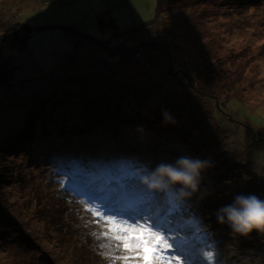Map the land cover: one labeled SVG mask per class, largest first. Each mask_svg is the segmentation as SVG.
I'll return each mask as SVG.
<instances>
[{"label": "rangeland", "instance_id": "rangeland-1", "mask_svg": "<svg viewBox=\"0 0 264 264\" xmlns=\"http://www.w3.org/2000/svg\"><path fill=\"white\" fill-rule=\"evenodd\" d=\"M171 1L0 0L2 37L0 73L6 72L9 79L7 82L15 84L13 92H18L20 89L16 85L26 83L27 79L36 81L37 85L45 78L63 75L69 70L67 63L71 56L81 63L85 60L91 64L106 60L119 62L121 59L132 62L135 58H142L151 47L158 55L168 54L165 43L171 42L175 55L184 53L185 56L192 58L197 73L195 84L204 88V91L209 89L211 94L202 95L201 104H198L194 114L190 107L183 110L188 116L184 117V112L183 114L179 112L176 120L179 124L177 130L184 139L180 140L169 134L162 142L166 145L167 152L157 146L156 155L150 157L152 168L160 162H173L181 155L192 156L191 151L201 159L214 156V150L204 149L205 143H210L212 148L215 147L210 139H203V136L208 135L231 142L237 141V149L233 153L237 159L240 158L239 153L243 156L242 167L233 157L231 158L233 153L230 151L235 150L227 143L224 144L222 141L220 143L223 153L234 164L231 163L232 168L236 167L239 171V178H231L232 181L238 179L239 183H244V173L253 171L257 162L261 163L256 174H264V95L260 96L259 93H264V0H187L184 3L192 5L203 2L205 10L219 16L215 24L205 19V16L202 22L194 15H189L188 20L182 21L184 16L179 8L173 7L169 13L166 12L165 8ZM168 19L181 22L179 24L173 22L170 36L167 31ZM241 21H244L243 29L237 27ZM18 26L26 27L28 33H23L22 28ZM12 28L13 31H10ZM182 28L186 30L184 34L177 32V29ZM62 29L71 30L68 35L72 38L76 36L74 32L88 35L90 38L84 41L79 39L81 46L86 43V47L82 51L75 50L76 45L72 41L60 36ZM167 37L171 40L168 41ZM203 37L207 38L202 39ZM149 57L148 61L152 63L147 69L138 66L135 74L142 77L140 80L144 82L141 83L153 86L161 79L164 80V75L162 67L155 64L158 56ZM166 60L168 64L171 63L169 57ZM174 69L175 76L170 75L167 78L172 84H166L170 90L184 87L180 79L184 81L187 79V73L183 77L178 76L182 69L177 65H174ZM184 69L190 70V64L188 63ZM92 71L93 69L90 73ZM68 72L71 78H67V82L72 79L75 84L83 85L85 81L90 83L94 76L98 79L95 84L100 83L101 86L102 80L107 79L103 78L107 77L104 74H92L93 76L89 78L83 73L77 74L78 71L74 69ZM2 85L0 84V102H4L0 103V151L7 147L5 151L8 152L0 155V206L3 205L0 211V264H33V261L35 264L40 259L46 264H143L141 250L133 248L126 251L122 242L114 239V234L109 231L105 220L108 213H103L97 206L99 204H88L78 195H72L68 191L66 187L68 185L63 180L57 163L64 162L67 169L72 163L71 158L79 165L83 160L96 162L101 157L109 156L117 163L120 159L134 158L140 165L143 164V158L141 155L136 157V153L140 152L139 149H146L147 143L130 142L124 144L125 147L109 152L112 143H105L102 140L105 139L103 135L102 139L93 137L92 140L84 138L77 140L73 136L76 141H70L71 145L67 148L69 153L60 151L61 154L57 155L56 160L48 161L45 151L34 153L36 147L44 142H64L66 136L62 135L60 138L54 136L64 132V129L67 133L71 128L82 133L83 122H79V119L85 116L84 107L71 105V102L68 103L66 100L62 106L55 105L52 109L47 107L40 113L42 121L34 125V129L39 132L32 130L31 135L21 138L19 131L28 122L29 111L33 107L41 108L46 98L42 97L34 104L27 100L25 106H13L4 118L6 108L10 104L21 103V100L14 98L12 91L4 93ZM103 88L105 89V86ZM223 94H227L228 97ZM86 95L93 101L92 92ZM182 95L188 97L186 94ZM208 102L218 105L217 110L209 112L210 106L206 104ZM48 103L46 102L45 106ZM26 106H29V110L25 109ZM146 108L157 109L151 103L142 104L137 109H144L142 111L144 113L136 117L137 125L142 123L138 117L151 120V116L145 118L146 115H152ZM216 119L218 125L215 127L213 123H216ZM66 124H69V127ZM186 125L196 129V132L192 134L189 129L184 128ZM143 126L145 129L149 127L147 124ZM132 127L125 126L122 130L119 129L123 135H118L119 139L132 133L139 134ZM43 138L46 140L40 141ZM173 138L180 142L169 140ZM23 139H26L22 144L26 145V149L11 153L9 151L11 146L17 145L19 140ZM169 142L171 144H168ZM156 143L161 144V141L156 140ZM223 163L230 164L226 158L223 159ZM221 168L223 172L212 171L213 176L209 173L204 174L202 192L204 188H211L213 196L228 204L236 195L229 187L224 192L218 188V176L226 173L225 165L222 164ZM84 174L92 180H116L108 166L86 168ZM81 181L85 182L87 191L92 194L115 187V184L97 183L81 177L76 183L81 190H85ZM255 183L256 186H264L261 180H255ZM259 197L264 199V196ZM114 202L120 210L128 208L126 210L128 211L130 208L132 209L130 213L134 211L131 205L121 203L119 199H114ZM209 202L208 205H212L211 201ZM189 203L186 207L185 203L180 205L174 203L178 206L175 208L177 212L168 213L169 216L173 213L170 222L179 220L181 226L189 219L197 222L198 227L192 234L199 232L205 237L206 245L202 251L213 253L210 264H264V233L254 231L250 234V238L254 237V240L247 239L248 243L247 237L233 233L235 243L244 249L242 255L238 254L234 243L221 235L223 230L212 228L206 214L197 213L191 201ZM165 204L167 205V201ZM98 212L101 214H96ZM176 213L180 215L177 216ZM185 213L187 215H184ZM225 226L229 229L227 225ZM179 235L184 233L181 232ZM43 254L47 256L44 258ZM125 257L130 259L125 261ZM154 264L159 262L156 261ZM194 264L206 262L201 258Z\"/></svg>", "mask_w": 264, "mask_h": 264}, {"label": "trees", "instance_id": "trees-1", "mask_svg": "<svg viewBox=\"0 0 264 264\" xmlns=\"http://www.w3.org/2000/svg\"><path fill=\"white\" fill-rule=\"evenodd\" d=\"M186 1L187 0H172L170 4L165 8L166 12L169 13L171 10L174 9L173 7L179 8L182 15L184 16L182 20L184 22L185 20H188L189 15H194L195 17H197L199 19V22L202 20L203 16H205V19L211 20L213 24H215V22H217L216 20L219 19V16L216 13H211L204 9L203 2L201 4L194 3L192 5H187V4H184ZM169 15L171 16V14ZM173 22L176 24L181 23V22L178 23V21L176 20L168 19V22H167V25H168L167 31H169L168 36L171 35L170 31L173 28ZM243 22L244 21H241V23H238L237 27L243 29L242 27L244 25L242 24ZM246 24L249 25V23H246ZM18 27L22 28L23 31L22 30L21 31L23 33H28L27 32L28 29L26 27L25 28H23V26H18ZM9 30L13 31V28ZM68 32H71V30L62 29L60 36L72 41L76 45L75 50L82 51L86 47L87 44L85 43L81 46L82 43L80 44L79 39L84 41V39L86 40L87 38H90V37L82 32H74L76 36L72 38L71 36L68 35ZM177 32L184 34L186 30L185 29L183 30V28L177 29ZM205 38L207 37H203L202 39H205ZM167 40L169 41L171 39H168L167 37ZM155 45L159 46L161 44H155ZM165 46L168 47L166 49L168 54L165 53V55L163 54L158 55L156 54L157 51L151 47L142 58H138V59L135 58V60L132 62H128V61L125 62L126 60L121 59L119 62H112V61L106 60L102 63L94 62L93 64H91V63L86 62L85 60L84 62L81 63L80 60H77L76 58H73L72 56L69 58L67 67L69 68V70L74 69L75 71H78L76 72L77 74L83 73L85 74L84 76H87L89 78L93 76L92 74L94 75L104 74L105 76H107V77H103L107 79L102 80L103 85L101 86H99L100 83L95 84L98 79L94 78V76L92 78L93 80H91L90 83H86L85 81V84L83 85L82 83L75 84L72 81V79H70V81L67 82V78H71L70 76L71 74H69L68 72L69 70H68L63 75L52 77V78H45L42 82H40L37 85H35L36 81L34 80L31 81V79H27L26 83H21L20 86L16 85V87H19L20 91L13 92L15 89V84L7 82L9 79L6 76V72L5 73L1 72L0 73V84H3L2 91L4 93L6 92L11 93L12 91V96L14 98L21 100V103L16 102L15 104H10V106L6 108V111L4 113V118L7 117L9 110L12 109L13 106L15 107L25 106V104H27V100L30 102V104H34L35 102L40 101L42 97L46 98L41 108L33 107L31 111H29L30 118L28 122H26L23 125V128L20 129L19 131L21 138H24L28 134L31 135V133L33 132L32 130L39 132L38 130L34 129V125L38 124L37 122L42 121V118H41L42 114H40L42 113V111H44L47 107L49 109H52L55 105L62 106L64 100H66L68 103L71 102V105L84 107L85 116L83 117V119H79V122H83L81 123L82 133L75 132L73 128L69 130L67 129L68 131H70L68 133L66 132V129H64V132H61L60 130L61 134L58 133V134H55L54 136L59 137V138L62 135L66 136V140L64 142H61V143H54L52 141L44 142L46 140L45 138L40 139V141L44 142V144H42L39 147H36V151L34 153L45 151L48 161H50L51 159L56 160L57 155L59 153L61 154L60 151H63L64 153H69V151H67V148L71 145L70 141H76L74 140V137L77 140L81 138L92 140L93 137L101 138V136L103 135L105 136V139L104 138L103 139L101 138V139L105 141V143H108V142L112 143L109 152H112L113 149L116 150V149H120L121 147H125L124 144L127 145L130 142L133 143V142L145 141V143H147L148 145L147 148L139 149L140 152L136 153V157L141 155L143 158L142 159L143 164H140L142 171L148 168H152L153 163L150 157L156 155V152L158 149L157 146H160L163 151L167 152V149L165 147L166 145H164L162 142H164L165 139L169 137L168 136L169 134H173L175 138H179L180 140L184 139V136L182 134H179L180 131L177 130L179 126L178 121L175 126H173L172 124L165 125L163 123L162 110H165V109L168 110L170 114L177 120L178 114H180L179 112H182L181 114H183L184 112L183 110L186 109L187 107L192 108L191 112L194 114V112L197 111V107L199 106L198 104L199 103L201 104V98H203L202 95L211 94V91H209V89L204 91V88H202L198 84L197 85L195 84L197 73H196L195 65L192 64L193 63L192 58L189 56H185L184 53H183L184 55L179 54V53L175 55L173 51L170 50L171 42H166ZM154 54L158 56L155 64H157V66L160 68L162 67V70H163L162 74L164 75V80L161 79V81L156 82L155 85L148 86L147 83L146 84L141 83V82H144L140 80L142 77H139V76L137 77V74H135V72L138 66L140 67L142 66L145 69H147L148 65L152 63L148 61V58H150L149 56H152V55L153 57H155L156 55ZM168 57L170 58V61H171V63L169 64L167 63V60H166V58ZM164 60H165V63H164ZM188 63L191 66V69H190L191 71L184 69L188 65ZM174 65H177L179 69H182L178 72V76L183 77V75L187 73L186 75L187 79L185 81L180 79L184 83L183 84L184 87H181L178 90L177 89L170 90V89H167V86H166V84L172 85L171 83L168 82L167 78H169L170 75L172 77L175 76L176 70L174 69ZM92 69L93 71L90 73ZM198 70L201 71V68L198 67ZM239 83L240 81L238 82V84ZM122 84L126 85L127 90L131 89L133 92H137L140 90L141 93L140 94L132 93L131 95L122 93L119 91V87L121 88ZM103 86H105V89L103 88ZM91 92H92L93 101L89 100V98L86 95ZM61 94L64 95V98L63 96H61ZM182 94H186L188 95V97L186 98ZM223 95L228 97L227 94H223ZM66 96L68 97V99H66ZM190 96H193V97H190ZM197 96L199 98H197ZM47 98L49 101L47 100ZM192 98H194L195 101ZM3 102L4 101L0 103L3 104ZM46 102H49L47 106H45ZM144 103H151L153 106H155V108L157 107V109H147L146 108V110H149L152 114V115L150 114L146 115L145 117L147 118V116H151L150 121L149 119H142L138 117V120L142 122V123H139V125H144V124L149 125V127L146 128V134H145L144 139L141 140L139 138L140 134H134V133H132V135L130 136H126V137H123L122 139L121 138L119 139L118 135L121 134L120 130L125 128V126H133L132 128H135V129L137 128L138 125H137L136 117L144 113L142 112L144 109H137V108H139ZM180 103L182 106H180ZM206 104L210 106L209 112L213 109L217 110L218 108V105L214 103L208 102ZM28 107L29 106H26L25 109L29 110ZM45 114L47 113L45 112ZM183 116L184 117L188 116V113L184 112ZM66 125H68L69 127V124H66ZM213 125L215 127L218 125L217 119H216V123L215 124L213 123ZM184 128L189 129L192 134L196 132V129L191 128L187 125L184 126ZM83 136H86V137H83ZM121 136L123 135L121 134ZM175 138L169 139V140L170 141L174 140V142H180V141H175ZM205 138L210 139V141H212V144L215 145V147L212 148L210 143L209 144L205 143L206 147H204V149L210 148L214 150L215 152L214 156H208L214 159L215 167L212 169H209L206 173H209L211 175L212 171L220 170L223 172L221 165L222 164L225 165L226 173L218 176V179H219L217 182L218 188H220L222 192H224L229 187L232 193L234 192L235 195H238L241 193L245 195L249 193H253L257 196L263 197L264 196V186L255 185L256 184L255 180H261L262 183H264V174L262 175L256 174V172L258 171V168L260 167L261 162H257L255 164V168L253 169V171L250 170L244 173V183H239L237 181L238 179L234 182L231 180V178L233 179L236 177L239 178V175H238L239 171L236 169V167L232 168L233 163L229 161L226 154L223 153L224 151H222V148L220 147V143L222 141L224 144L227 143L229 146H231L235 151L232 150V152L230 151V153H233V152H236V149H237L236 142L237 141L231 142L223 138L218 139V137H214V136L210 137L208 135L203 136V139ZM13 139L14 138H10V140H13ZM113 139H116L118 141L115 142L113 141ZM203 139H202V144L204 143ZM25 140L26 139H23V141L19 140L17 145L13 144L9 151L13 153V151L18 152L21 150H25L26 145L25 146L22 145ZM156 140L161 141V144H157ZM206 141L207 140H205V142ZM255 141L258 142L260 140H255ZM148 142L150 144H148ZM168 144H171V143L169 142ZM6 149L7 147H4L3 150L0 151V155L7 154L8 151H5ZM218 149H220L221 151H219ZM200 150H201V147H200ZM190 153L192 154L193 157H199L193 151H191ZM238 156L240 157L239 159H237L235 157V153H233V156H231V158L233 157V159H235L236 162L242 167L241 159L243 158V156L241 155V153H239ZM224 158H226V161H228L230 164L226 165L225 163H223ZM121 160L122 159H120V161ZM132 160H134V158ZM71 161L72 163L68 165L67 169L64 167L65 165L64 162L60 164L57 163L59 171L62 172L63 178H66V179L68 178L66 182L68 186L66 187L69 191L73 190L75 184L77 183V181L81 179V177L83 178L86 177V175L84 174L86 173V168H91L95 166H108L111 168V171L113 173V171L117 168V166L120 163V161H118L117 163L114 158H109V156L101 157L96 162L91 161V160H88V161L83 160L81 163H79V165L76 164L72 160V158H71ZM224 175L226 176V178ZM112 181L116 182V180H112ZM112 181H109V179H106L105 181L101 180V182L104 184H108L109 182H112ZM207 189L211 190V188H207ZM209 201H211L213 206L208 205L210 204ZM188 203L189 202L185 203V207L188 206ZM191 204L195 206L197 213L206 214V218L209 220L210 226L212 228H218L219 231L220 229L223 230L221 235H224L225 239H230L234 243L238 254H241V255L243 254L244 249L243 247L239 248V246L235 243L234 234L229 229H227L225 225H221L217 223L216 218H213L215 217L214 213L216 209L219 208L221 205H224V203H222L221 200H219L217 196H213V194L211 193L210 195H207L203 200H199L194 197L191 200ZM2 207L3 205L0 206V211ZM177 207L178 206L175 205V208ZM168 209H169L168 213L173 211L171 205L168 207ZM250 239L254 240V237ZM254 242L255 241H253V243ZM46 256L47 254H43L44 258ZM33 264H34V261H33ZM35 264H46V263L43 262V259H40L39 262L37 261L35 262Z\"/></svg>", "mask_w": 264, "mask_h": 264}, {"label": "snow or ice", "instance_id": "snow-or-ice-1", "mask_svg": "<svg viewBox=\"0 0 264 264\" xmlns=\"http://www.w3.org/2000/svg\"><path fill=\"white\" fill-rule=\"evenodd\" d=\"M141 171L136 161L123 159L112 173L116 179L115 187L103 189L98 194L93 193V198L96 195H107L134 209L132 213H125L102 205L104 212L108 213L105 220L114 239L122 242L126 251L133 248L141 250L143 264H154L156 261L159 264H194L201 258L210 264L213 253L202 251L206 245L205 237L199 232L192 234L198 227L197 222L189 219L183 226L179 220L170 222L168 205L174 211V203L168 194L154 193L144 187L140 179ZM181 232L184 235H179ZM129 259L124 258L125 261Z\"/></svg>", "mask_w": 264, "mask_h": 264}, {"label": "clouds", "instance_id": "clouds-1", "mask_svg": "<svg viewBox=\"0 0 264 264\" xmlns=\"http://www.w3.org/2000/svg\"><path fill=\"white\" fill-rule=\"evenodd\" d=\"M165 125L177 124L176 119L168 110H162ZM143 140L146 129L138 125L135 129ZM215 167L211 157L201 159L189 155L178 156L173 162H160L154 168L140 172L142 184L152 192L165 193L171 202L180 205L191 201L194 197L203 200L211 192L202 186L205 173ZM217 223L227 225L234 234L248 237L254 231L264 233V199L249 193L236 195L231 203L221 205L216 209Z\"/></svg>", "mask_w": 264, "mask_h": 264}, {"label": "bare ground", "instance_id": "bare-ground-1", "mask_svg": "<svg viewBox=\"0 0 264 264\" xmlns=\"http://www.w3.org/2000/svg\"><path fill=\"white\" fill-rule=\"evenodd\" d=\"M170 50L172 51V45L170 46ZM122 87L120 88L119 87V91L120 92H122V93H125V94H140L141 93V91L139 90V91H137V92H133L131 89H129V90H127V88H126V85L125 84H122L121 85ZM260 93V96H262V95H264V93H262V92H259ZM66 95V94H65ZM68 95V94H67ZM61 96H63V98H64V95L63 94H61ZM69 96V95H68ZM82 137V136H81ZM83 137H86V136H83ZM140 138V137H139ZM146 147V146H145ZM147 148V147H146ZM122 151H124L123 149H122ZM247 239H250V235L246 238V242L248 243L249 241L247 240Z\"/></svg>", "mask_w": 264, "mask_h": 264}, {"label": "water", "instance_id": "water-1", "mask_svg": "<svg viewBox=\"0 0 264 264\" xmlns=\"http://www.w3.org/2000/svg\"><path fill=\"white\" fill-rule=\"evenodd\" d=\"M11 36V35H10ZM9 37V36H8ZM0 38H2L1 36H0ZM4 38H7V37H4Z\"/></svg>", "mask_w": 264, "mask_h": 264}]
</instances>
